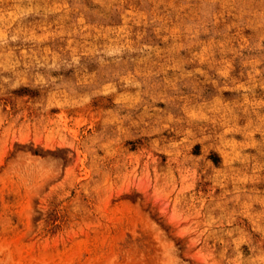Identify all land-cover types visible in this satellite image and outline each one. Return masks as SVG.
<instances>
[{
    "label": "rangeland",
    "instance_id": "rangeland-1",
    "mask_svg": "<svg viewBox=\"0 0 264 264\" xmlns=\"http://www.w3.org/2000/svg\"><path fill=\"white\" fill-rule=\"evenodd\" d=\"M0 264H264V0H0Z\"/></svg>",
    "mask_w": 264,
    "mask_h": 264
}]
</instances>
